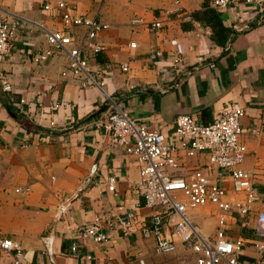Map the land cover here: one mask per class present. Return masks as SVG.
I'll return each mask as SVG.
<instances>
[{"label":"crops","instance_id":"obj_1","mask_svg":"<svg viewBox=\"0 0 264 264\" xmlns=\"http://www.w3.org/2000/svg\"><path fill=\"white\" fill-rule=\"evenodd\" d=\"M62 1L73 13L107 25L96 38L104 48L88 64L91 70L111 71L107 92L128 116L168 134L177 115L207 123L231 104L243 109L240 140L247 153L241 167L253 173L256 199L244 226L234 216L227 219L226 235L248 245L254 215L264 211V16L256 5L238 1L218 11L227 30L217 45L208 18L217 10L210 0ZM47 2L49 9L43 7ZM0 15L20 23L0 62V237L18 242L31 264H195L194 256L180 248L154 254L151 240L136 227L126 236L104 228L107 240L99 243L73 232L95 214L112 219L130 210L138 222L147 219L150 209L135 188L138 165L120 147L107 145L101 96L95 87H81L78 78L60 75L62 54L31 61L46 47L41 30L31 23L62 29L55 1L0 0ZM136 17L143 22L131 25ZM154 19L161 23L158 29L149 27ZM171 40L181 47L182 65L175 72ZM54 102L62 104L53 109ZM177 160L183 169L206 162L204 154L177 155ZM108 176L114 177L112 191L106 189ZM224 186L230 189L228 181ZM61 200H67L64 209ZM188 214L203 235L212 236V206ZM243 255L256 256L250 245ZM10 259L0 253V264Z\"/></svg>","mask_w":264,"mask_h":264},{"label":"built area","instance_id":"obj_2","mask_svg":"<svg viewBox=\"0 0 264 264\" xmlns=\"http://www.w3.org/2000/svg\"><path fill=\"white\" fill-rule=\"evenodd\" d=\"M54 1L59 9L62 29L49 30L31 23L41 30L46 43L45 48L31 57V61L43 63L60 53L65 59V67L60 72L63 78H78L81 87L97 89L109 129L107 145L120 147L125 156L137 163L135 188L143 197L144 207L150 209L147 219L141 222L130 210L112 219L104 214H95L88 223L76 225L73 232L82 239L99 243L107 240L102 231L104 228L117 230L126 236L136 227L143 238L151 240L154 254L172 253L180 248L194 256L195 264H261L264 257V211L254 215V237L248 243L255 257L244 258L246 242L240 237L229 238L226 235L227 219L234 216L238 224L244 226L256 199L253 173L241 167L247 153L240 140L243 109L231 104L213 114L207 123H200L191 115L180 114L173 119L168 134L147 127L128 116L116 98L107 92L105 79L110 77L111 71L89 68L90 57L104 48L96 38L107 25L95 18L73 13L62 0ZM238 1L256 5L260 16H264V0H210V5L221 11ZM43 7L49 9L50 5L47 2ZM142 22L137 17L130 20L131 25ZM160 25V21L154 19L149 27L158 29ZM19 26L16 19L0 15V62ZM245 26L242 24L241 28ZM77 28L82 31L78 33ZM170 43L174 46L171 69L175 72L182 65L181 47L174 40ZM133 45L129 43V47ZM120 70L126 71L127 65L121 64ZM1 84L3 90L9 88L6 82ZM170 87L172 85L159 91L164 92ZM61 104L54 102L51 107L56 109ZM198 154L205 155L203 167L183 169L177 160V155L194 158ZM225 181H228L230 189L225 188ZM113 184L114 177L108 176L106 189L112 191ZM66 201L61 200L59 207L64 209ZM207 205L213 207L216 217L212 236L203 235L188 214L189 210ZM69 251H75L74 243ZM0 253L11 256L8 264H31L19 243L12 239L0 237Z\"/></svg>","mask_w":264,"mask_h":264},{"label":"trees","instance_id":"obj_3","mask_svg":"<svg viewBox=\"0 0 264 264\" xmlns=\"http://www.w3.org/2000/svg\"><path fill=\"white\" fill-rule=\"evenodd\" d=\"M208 18L213 28V34L211 35V41H213L217 45H221L223 43L222 36L224 32L227 30V28L221 25L218 11L213 10L212 12H210V14L208 15ZM7 108L10 110L9 106ZM249 242L250 241H247V243Z\"/></svg>","mask_w":264,"mask_h":264}]
</instances>
